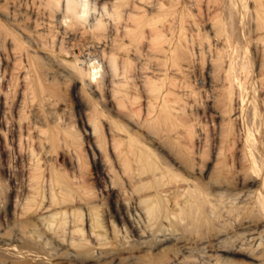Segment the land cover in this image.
I'll use <instances>...</instances> for the list:
<instances>
[{"label":"rangeland","instance_id":"1","mask_svg":"<svg viewBox=\"0 0 264 264\" xmlns=\"http://www.w3.org/2000/svg\"><path fill=\"white\" fill-rule=\"evenodd\" d=\"M58 1L0 0V264H250L241 254L218 261L217 249L230 245L264 260V215L255 207L264 168L263 177L254 178L243 161L248 132L264 160V0H77L92 12L83 27L77 24L82 29L72 25L67 1ZM99 18L107 29L94 36ZM158 31L165 41L155 39ZM181 31L198 38L197 61L186 50L164 55ZM229 39L246 52L242 91L223 83L221 69L230 57L217 68L215 52L206 46L210 41L223 49ZM90 59L99 65L93 81L76 73V67L87 71ZM165 73L169 78H162ZM170 80L191 87L178 92L187 120L164 110L167 91L175 88ZM231 88L230 107L240 103L238 95L245 99L238 118L225 110ZM94 118L95 135L89 126ZM178 118L185 121L180 125ZM113 139L123 142L122 150L132 147L130 170L113 150ZM144 148L152 158L138 163L134 155ZM186 187H197L202 198H220L205 209L209 227L203 214L195 215L198 221L194 215L188 221L176 217L173 197ZM157 193L160 216L150 222L141 199ZM217 206L223 211L213 210ZM91 207L101 221L102 241L89 232ZM60 212L71 221L64 233L48 225L47 217ZM77 214L82 233H73ZM165 237L171 241L163 243Z\"/></svg>","mask_w":264,"mask_h":264},{"label":"bare ground","instance_id":"2","mask_svg":"<svg viewBox=\"0 0 264 264\" xmlns=\"http://www.w3.org/2000/svg\"><path fill=\"white\" fill-rule=\"evenodd\" d=\"M67 1V13H68V16L70 15V21H72V25H75V26H78V25H83V23H84V21H88V19H87V16H89V12H91L90 10H87L88 9V6H87V9H86V7H85V4L83 5L82 4V8L83 9H81L79 6L81 5V4H79V6H78V1L77 0H66ZM87 1V0H86ZM85 0L83 1L84 3L86 2ZM50 2L52 3V4H54L55 6H57L58 4H59V1L58 0H50ZM79 3H80V1H79ZM87 3V2H86ZM88 5V4H87ZM95 9V8H94ZM89 11V12H88ZM92 11H93V9H92ZM95 11V10H94ZM93 11V12H94ZM92 13V12H91ZM90 13V14H91ZM67 15V14H66ZM68 16H66L67 18H68ZM91 16H92V14H91ZM66 17H64L65 19H66ZM71 18H72V20H71ZM64 19V20H65ZM100 19V18H99ZM94 20V19H93ZM67 22V21H66ZM92 23V22H91ZM95 23V22H94ZM215 24H217L218 23V21H216V22H214ZM66 24V23H65ZM68 25L70 24L71 25V23L69 22V23H67ZM78 24V25H77ZM67 25V26H68ZM71 25V26H72ZM81 25V26H82ZM107 25H108V23H106L104 20H98L97 21V23H95V25H94V27L92 28L93 30L91 31V34L93 33L94 34V36H97L100 32H102V31H104V30H106L107 28ZM70 26V27H71ZM81 26H78V27H81ZM84 26V25H83ZM82 26V27H83ZM93 26V25H92ZM82 27H81V29H82ZM69 28V27H68ZM73 28H75V27H73L72 26V29ZM90 28V27H89ZM213 28V27H212ZM80 29V28H79ZM74 32V31H73ZM90 33V32H89ZM117 33H119V32H117ZM164 33V32H163ZM166 33V32H165ZM92 34V35H93ZM217 34V33H216ZM155 39H161L162 41H165V39H164V37L166 36V34H162V32L161 31H158V32H156L155 34ZM178 36V35H177ZM217 36V35H216ZM154 37V36H153ZM194 37L195 36H193V37H188L185 33H184V31H181V34L179 35V37L177 38V40L175 41V40H173L172 42H174L173 44H171L172 46L169 48L168 47V49H167V51H166V53L164 52V55L166 54L167 56H170V57H173V55L174 56H176V54H177V56H178V53L181 55V52L182 51H184V50H186L187 52H185L184 53V55H187L186 53H189V54H191L192 55V57L195 59L197 56V54L195 55L194 54V52H193V47L196 45L195 43V41H197V39L198 38H196L195 37V39H194ZM208 37L209 36H206V39L207 40H209L210 39V41H211V38H209L208 39ZM167 38V37H166ZM168 40V39H167ZM166 40V41H167ZM199 40H200V38H199ZM236 40V39H235ZM102 41V40H101ZM161 41V42H162ZM210 41H208V42H210ZM200 42H202L201 40H200ZM207 42V45L206 46H208V49H209V51L210 52H212V54H214L213 52H215V55L213 56L212 55V57H211V60H212V62H214V64H216V65H218V67L217 68H219V66H220V68H222V67H224L223 65H224V62H225V59H227V57L229 58L230 57V60H229V62L226 64V66L224 67V68H222L221 69V71H222V73L224 74H222L221 73V75L223 76V78H222V76H221V78L224 80V82L223 83H225V81L226 82H229L230 83V85H232L233 83H236V85H238L239 87H240V91H242L243 90V88L245 87V84H246V82H247V78H248V62H246V60H245V62H244V60L243 59H246V52L245 51H242V52H240L239 53V51H238V47H239V45H238V43L236 42V41H232V39H229L228 41H225L224 43H225V48H221V49H219V47L218 46H215V47H213V44H211V42L210 43H208ZM222 43V42H221ZM18 44V43H17ZM203 44V43H202ZM201 45V44H200ZM215 45V44H214ZM170 46V45H169ZM197 46V45H196ZM204 47V46H203ZM65 48V47H64ZM87 48V47H86ZM197 48V47H196ZM66 49V48H65ZM194 49H195V47H194ZM201 48H199V50H200ZM229 49L231 50L230 52H229ZM85 50V49H84ZM166 50V49H165ZM240 50V49H239ZM264 50V49H263ZM66 51H67V49H66ZM204 51V50H203ZM203 51H200V52H202V53H204ZM206 51V50H205ZM241 51V50H240ZM64 51H62V53H63ZM264 52V51H263ZM64 53H66V52H64ZM101 53V52H100ZM103 54V53H102ZM106 53H104V55H105ZM199 54H201V53H199ZM165 55V56H166ZM180 55H179V57H180ZM183 55V54H182ZM181 55V56H182ZM27 56V55H26ZM29 56V55H28ZM196 56V57H195ZM78 57V56H77ZM96 57V56H95ZM106 57V56H105ZM164 57V56H163ZM179 57H176L177 59H179ZM203 56H201V58H202ZM80 58V57H79ZM174 58V57H173ZM183 58V57H182ZM181 58V59H182ZM198 58V57H197ZM197 58H196V61H197ZM96 59V58H95ZM109 59V63H110V67H111V69H112V72H113V74H112V72H111V74H112V76H113V79H114V77H117L118 78V63H117V60H116V57H115V55H110V57L108 58ZM172 59V58H171ZM204 59V58H203ZM82 60V59H81ZM161 60V59H160ZM175 62L176 61H178V60H175V59H173ZM173 60H171V64L173 63L172 61ZM199 60H200V58H199ZM79 61V60H78ZM86 61H87V59H86ZM195 60H193V62H194ZM228 61V60H227ZM165 63V62H164ZM177 63H179V62H176V64H175V66H177ZM226 63V62H225ZM85 64L87 65V63L85 62ZM170 64V65H171ZM174 64V63H173ZM78 65H79V63H78ZM128 65H129V63H128ZM87 66H89V68L87 67ZM87 66H85V67H87L88 69H87V71L85 70V69H81V68H79V67H76V73H77V75H79V77H81V78H83V77H89L92 81L93 80H97L99 77L97 76L98 75V68H99V65H98V63L97 62H95V60L93 61V59H90L89 61H88V65ZM126 66V65H125ZM222 66V67H221ZM74 67V66H73ZM130 67V66H129ZM128 67V68H129ZM75 68V67H74ZM73 68V69H74ZM145 69V68H144ZM124 70H125V68H124ZM143 70V69H142ZM181 71V70H180ZM220 71V70H219ZM218 71V72H219ZM124 73L126 74L127 73V71H124ZM131 73V72H130ZM140 73V75L142 76V74H141V72H139ZM242 73H245V77L244 78H241L240 76H241V74ZM110 74V73H109ZM125 74H123V76L125 75ZM168 73H165L164 75H162L163 77L162 78H169L168 77V75H167ZM14 75V74H13ZM27 75H28V73H27ZM160 75V76H161ZM240 75V76H239ZM139 76V75H138ZM13 77H15V76H13ZM110 77V76H109ZM24 78H27V76L26 77H24ZM126 78V77H125ZM127 78H130V77H127ZM148 78H151V77H148ZM180 78H182V77H180ZM185 78V77H184ZM238 78V79H237ZM221 80V79H220ZM112 82V81H111ZM204 82V81H203ZM114 84V83H113ZM148 84V83H147ZM170 85L172 86V88L173 87H175V88H177V89H168L169 91H167L166 93V99H165V101H164V110L165 111H167L166 113L167 114H169V117L170 118H172V119H177V117H178V114L180 115L181 113L183 114V112H184V110H186L185 109V107H186V102H184V98L182 97V94L180 95V96H178L179 95V93H180V91L181 92H184V91H187V88L188 89H190L189 88V85H188V82H183V81H180V82H177V80H170ZM148 87H149V84H148ZM170 88V87H169ZM195 88V87H194ZM200 88V87H199ZM149 89V88H148ZM193 89V88H192ZM196 89V88H195ZM232 89V88H231ZM152 90H154V87L152 86ZM152 90H151V92H152ZM194 90V89H193ZM122 91H124V89L122 90ZM150 91V90H149ZM179 92V93H178ZM190 94L191 93H193L194 91H192L191 92V90H189L188 91ZM196 92H199L198 91V88H197V91ZM232 92H233V89L232 90H229V92H227V96L228 97H226L227 98V105H226V108H225V110L226 111H230L231 112V114L232 115H234L235 117L234 118H238V116L239 115H241V107H240V105L244 102L245 103V99H244V97L243 96H241V95H238L237 97L239 98L238 100L240 101V103H237V107L236 106H234V108H232V107H230L229 106V101L228 100H230V98H231V95H232ZM188 93V94H189ZM175 94V95H174ZM185 94V92L183 93V95ZM187 94V93H186ZM187 94V95H188ZM186 95V96H187ZM173 96L174 98H172V99H170L171 97ZM188 97H189V95H188ZM241 97L244 99V101H242V103H241ZM242 99V100H243ZM235 100V99H234ZM150 103V102H149ZM151 103H152V101H151ZM150 103V104H151ZM163 103V102H162ZM152 104H154L155 105V103H152ZM149 105V104H148ZM150 106V108L152 107L151 105H149ZM163 106V105H162ZM188 106V105H187ZM242 106H244L243 104H242ZM155 107V106H154ZM236 107V108H235ZM153 108V107H152ZM151 108V109H152ZM162 110V109H161ZM164 110H163V112H164ZM243 110V109H242ZM152 110H150V112H151ZM183 111V112H182ZM149 112V111H148ZM150 112L148 113V114H150ZM181 114V115H182ZM180 115V116H181ZM182 117H184L183 115H182ZM240 119H241V117H239ZM180 121V125H181V123H183L185 120H187L185 117L183 118V119H185L184 121H183V119L182 118H178ZM98 119L97 118H94L93 120H91L90 121V123L92 122V124H89V126H91L92 125V128H93V134L95 135L96 133L98 134L99 133V126H98V122H99V120L97 121ZM176 121V120H175ZM236 121V120H235ZM242 121V120H241ZM187 123V121L185 122V124ZM237 123H238V120H237ZM246 123V122H245ZM188 125V124H187ZM186 126V125H185ZM188 127V126H187ZM248 127V126H247ZM193 129V128H192ZM194 130V129H193ZM192 130V131H193ZM248 130V129H247ZM253 130V129H252ZM257 130H258V127H257ZM257 130H256V132H257ZM191 131V130H190ZM249 131V130H248ZM251 131V130H250ZM254 131V130H253ZM171 133H173L172 131H170ZM255 132V134H257ZM187 133H189V131L187 130ZM193 133V132H192ZM254 134V133H253ZM253 134L252 133H250V132H248V134H247V138H246V142L248 143V149H247V153H246V155H244L243 156V161L245 162V164L247 165V166H249V170H250V173L252 174V177H256V178H259V177H263V174H262V169L264 168V160L261 158V156L257 153V151H258V147L256 146V144H255V142H254V137H253ZM170 134L168 133V136H169ZM181 135V134H180ZM258 135V134H257ZM257 135H255V136H257ZM172 136V135H171ZM173 137V136H172ZM175 137V136H174ZM100 140H99V142L100 143H102V138L100 137L99 138ZM202 139V138H201ZM190 140H192L191 138H190ZM257 140V139H256ZM255 140V141H256ZM113 147H114V151H116V153H118V157L119 158H121V161H122V164H123V167H125V170L126 171H128V170H130V167H131V164H132V159L129 157V155L130 154H134V151L132 150V147L131 146H128V148L127 149H124V150H122L121 149V146H122V144H123V142L122 141H119L118 139H113ZM192 143H194V142H192ZM257 143V142H256ZM204 144V143H203ZM101 145V144H100ZM102 145H103V143H102ZM132 145V144H131ZM194 145H196V144H194ZM189 146V145H188ZM187 146V147H188ZM260 146V145H259ZM186 147V148H187ZM190 149L191 150H193V147H195V146H191V144H190ZM204 147H206V146H204ZM201 148V147H200ZM188 149V148H187ZM195 150V149H194ZM193 150V151H194ZM201 150H203V148L201 149ZM205 150V149H204ZM203 150V151H204ZM260 150H262V149H260ZM100 151V150H99ZM190 151V150H189ZM197 151H198V149H197ZM195 152V151H194ZM220 152V151H219ZM244 153H245V151H244ZM200 154H201V152H200ZM264 156V155H263ZM134 157H135V161L136 162H138V163H140V162H142V161H147L148 162V160L150 159V158H152V155L149 153V151L147 150V149H141V150H139V153H137V154H135L134 155ZM201 157V156H200ZM198 159V158H197ZM150 162V161H149ZM198 162H199V160H198ZM205 168V167H204ZM211 169V168H210ZM38 170V169H37ZM37 170H35L36 171V173H35V171H34V178L37 180V181H40V173H38V171ZM111 172V171H110ZM112 173V172H111ZM110 173V174H111ZM55 174V173H54ZM107 174H109V171H108V173ZM33 175V174H32ZM42 176V175H41ZM109 176V175H108ZM259 176V177H258ZM43 177V176H42ZM251 177V178H252ZM111 178V177H110ZM251 178H247V181L249 182V183H254V181L253 180H250ZM112 179V178H111ZM110 179V180H111ZM114 179V178H113ZM34 180V179H33ZM42 180V179H41ZM246 180V179H245ZM244 180V181H245ZM246 181V182H247ZM258 182L257 183H259V180H257ZM113 182V181H112ZM241 182V181H240ZM35 183V182H34ZM243 183V182H242ZM40 184V183H39ZM110 184H112V183H110ZM41 185V184H40ZM60 185V187L62 186L63 188H65V187H67L69 184L68 183H61V184H59ZM113 185V184H112ZM114 186V185H113ZM36 188L38 187V190H39V185L38 186H35ZM59 187V188H60ZM61 187V188H62ZM109 187V186H108ZM78 188V187H77ZM112 188V187H111ZM85 189V188H84ZM106 191H107V189H106ZM202 194H203V192L201 191V190H199L197 187H195L194 189H191V188H189V187H186V189L185 190H181V191H178L177 193H176V195H174V197H173V201H172V203L174 204V207H176V209H178V213H177V215H176V217L178 218V220H181V221H185V220H189V218H193V215H194V217H195V215H200V214H205V209L207 208V210H208V206H210V205H212V204H215V203H217V201L220 199V198H218V200L217 199H215V197H217V195H215V193H212V195H211V197H214V198H210V197H203L202 198ZM217 194V193H216ZM112 195V194H111ZM148 196V195H147ZM159 196V194L157 193L154 197L153 196H148L147 198H145V200L144 199H141V201L143 200L144 201V203L146 204V210H147V215L149 216V219H150V222L152 221H154V219H157L160 215H159V213H158V207H159V205H161L162 203L160 202V199H156V197H158ZM222 201H223V199H221ZM143 203V204H144ZM223 203H224V201H223ZM229 203V202H228ZM244 203V202H243ZM217 204H220V202L219 203H217ZM229 204H232V202L231 203H229ZM234 204V203H233ZM232 204V205H233ZM252 204V203H251ZM227 205V204H226ZM231 205V206H232ZM252 205H254V204H252ZM252 205H250V206H252ZM255 207H257V209H259V211H260V215H264V182H263V185H262V187H261V190H260V192H259V195L258 196H256V201H255ZM222 206H224V205H220V207H222ZM229 206V205H228ZM137 207V206H136ZM218 207L219 206H217V208L216 207H212L213 208V210H217L218 211ZM220 207H219V209H220ZM233 207V206H232ZM231 207V208H232ZM253 207V210H254V206H252ZM211 208V207H210ZM229 209V207L226 209L227 211L226 212H228V209H229V213H230V211H232V209ZM225 209V208H224ZM251 209V208H250ZM211 210V209H210ZM212 210V211H213ZM220 210H222V209H220ZM252 210V209H251ZM250 210V211H251ZM252 210V211H253ZM223 211V210H222ZM249 211V210H248ZM89 214H88V216H89V232H90V235L93 237H96L97 239H98V241H102V238H103V233H102V230H101V226H100V224H101V221H100V218L98 217V213H97V211H96V209H95V207H91L90 209H89V212H88ZM228 213V214H229ZM145 214V213H144ZM207 214V213H206ZM231 214H232V212H231ZM148 216H147V218H148ZM206 215H204V221H205V223H204V227H205V224L206 225H208L209 223H210V220H209V216H206ZM166 219H170V217L168 216V215H166ZM228 217V216H227ZM261 217V216H260ZM47 218H49L50 219V222H48V225H49V228L51 229V231H54L55 230V232H60V231H63L62 229L63 228H65V230H66V227H67V225L71 222H69L68 220V216L66 215V212H60V213H54V214H50V216H48ZM70 219H71V217H70ZM132 219V218H131ZM195 219H196V217H195ZM194 219V220H195ZM203 219H201V222H202V220ZM48 219H46V221H47ZM82 220V215L81 214H77L76 215V217L74 216V223L76 224H74L75 226H74V228H72L73 229V233H82V225L79 223L80 221ZM187 220V221H188ZM197 220V219H196ZM256 220V219H255ZM136 221V220H135ZM134 221V222H135ZM138 221H139V219H138ZM198 221V220H197ZM197 221H195V222H197ZM192 222V221H191ZM195 222L193 223V224H195ZM211 222H213L214 223V221H212L211 220ZM256 222V221H255ZM47 223V222H46ZM72 224V226H73V223H71ZM137 224V223H136ZM147 224H148V222H147ZM192 224V223H191ZM178 225H180V224H178ZM177 225V226H178ZM196 225H199V224H197L196 223ZM211 225H213L212 223H211ZM46 226V225H45ZM138 226H139V224H138ZM187 226V225H186ZM201 226V225H200ZM210 225H208V227H209ZM68 227H69V225H68ZM67 227V228H68ZM137 227V226H136ZM148 227H149V225H148ZM183 227H185V226H183ZM147 228V227H146ZM207 228V227H206ZM169 230V229H168ZM207 230H209L210 231V228L209 229H207ZM205 231V230H204ZM208 231V232H209ZM145 232V231H144ZM206 232V231H205ZM214 232V231H213ZM61 233V232H60ZM63 233H64V231H63ZM143 234V233H142ZM145 234V233H144ZM218 234V233H217ZM170 235V234H169ZM208 235H209V233H208ZM216 236V235H215ZM164 237V236H163ZM141 238V237H140ZM162 238V237H161ZM213 238H215L214 236H213ZM211 239H212V232H211ZM210 239V240H211ZM161 240V239H160ZM170 240V238H168V237H165V239L163 240V243L164 242H168ZM179 240V239H178ZM171 241V240H170ZM181 242H182V240H180ZM158 242H160V241H158ZM203 242H204V240H203ZM206 242V241H205ZM178 243V242H177ZM211 243V242H210ZM159 244V243H158ZM176 244V243H175ZM236 244V243H235ZM166 245V244H165ZM204 245V244H203ZM207 245V244H206ZM173 246V245H172ZM179 246V245H178ZM181 246V245H180ZM221 246H223V245H221ZM205 247H207V246H205ZM212 247H213V245H212ZM159 248V247H158ZM174 249V248H173ZM187 249V248H186ZM219 249V248H218ZM217 249V251H218V253L220 252L221 254H219V255H217V258H218V261H221V262H224L225 260L227 261V260H233L232 258L230 259V257L229 256H226V254L227 255H235V254H241V255H246L248 258H250V259H252L251 260V262H250V264H264V260H262V259H260V258H258V257H255V255H251V254H249V253H246L243 249H237L236 248V246L235 245H230V246H227V247H223V248H221V249H219L218 250ZM206 250V249H205ZM216 250V249H215ZM174 251V250H173ZM177 251V250H176ZM177 252H179L180 253V251H177ZM188 252V251H187ZM178 254V253H177ZM176 255V254H175ZM179 255V254H178ZM264 255V254H263ZM262 255V256H263ZM177 256V255H176ZM184 256H182V258H183ZM184 259V258H183ZM182 262V261H181ZM181 262H179V264L181 263Z\"/></svg>","mask_w":264,"mask_h":264}]
</instances>
